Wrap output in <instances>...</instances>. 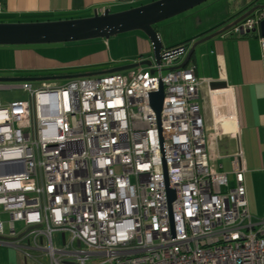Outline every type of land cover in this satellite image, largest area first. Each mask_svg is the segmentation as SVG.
Wrapping results in <instances>:
<instances>
[{
  "label": "built area",
  "instance_id": "2783aa9c",
  "mask_svg": "<svg viewBox=\"0 0 264 264\" xmlns=\"http://www.w3.org/2000/svg\"><path fill=\"white\" fill-rule=\"evenodd\" d=\"M259 25L248 19L236 35ZM189 50L62 89L0 87V244L15 247L5 227L15 237L22 224L27 250L49 264H264L244 154L231 161L234 185L209 158L212 138L240 137L235 103L207 126L196 67L177 69ZM7 91L21 98L4 103Z\"/></svg>",
  "mask_w": 264,
  "mask_h": 264
},
{
  "label": "crops",
  "instance_id": "0c3cea01",
  "mask_svg": "<svg viewBox=\"0 0 264 264\" xmlns=\"http://www.w3.org/2000/svg\"><path fill=\"white\" fill-rule=\"evenodd\" d=\"M254 2L255 0L220 2L208 14L209 21L206 22V27L200 24L194 27L182 43L188 39L196 43L223 30L225 26L233 23V21L227 23L233 16L242 15ZM129 3L128 0H0V19L31 20L24 23L83 19L81 15L89 12L93 14L107 9L112 12L113 8L123 9ZM124 11L127 10H122ZM139 42V55H141L139 59L128 56L124 60H119L118 65L115 66L116 58H110L108 63L115 66L110 70L148 61V54H152L150 44L144 38H140ZM20 58L23 62L31 63L36 59L35 54L32 53H23ZM93 60L91 64L94 65L107 63V59L102 56ZM190 66L196 67L197 75L202 81L199 104L204 118L205 112L211 118L215 115H223L227 103L231 99L235 103L241 125L240 137L218 140L212 138L209 144V158L213 171L229 175L230 184L234 185V178L230 176L231 161L239 151L244 154L249 212L254 221L262 220L264 219V55L261 38L258 34L236 35L234 29L200 46ZM44 69L47 70L49 67ZM213 83H222L226 87L212 92L210 86ZM1 87L11 89L15 86ZM219 106L223 109L218 108ZM23 237L24 234H17L15 237L10 233L6 235L4 239L15 247L0 244V264H43L40 256L27 250L28 241ZM5 248H12L9 249L8 257L4 256Z\"/></svg>",
  "mask_w": 264,
  "mask_h": 264
},
{
  "label": "water",
  "instance_id": "95a60500",
  "mask_svg": "<svg viewBox=\"0 0 264 264\" xmlns=\"http://www.w3.org/2000/svg\"><path fill=\"white\" fill-rule=\"evenodd\" d=\"M210 1L212 0H159L120 13H112L110 9L103 12H95L93 17L85 19L17 24L0 23V47L50 46L95 40L108 41L121 35L138 32L142 33L147 38L152 51L151 60L106 72L80 75L70 74L60 77L0 78V87L3 85L11 86L25 83L34 84L54 81H72L101 76H113L132 72L139 68H152L153 63L160 65L164 59L163 54L169 52L170 48L164 46L160 34L156 32L154 28L191 12ZM245 12L247 13L244 14ZM240 16L241 15L233 16L227 22L230 23L233 21V23L223 30L193 43L185 61L177 69H186L190 66L192 58L195 57L196 50L200 46L231 32L245 23L248 19L255 17L260 18L259 27L251 34H258L261 39H264V0H255L253 5L244 11L241 17ZM180 48L185 47L183 46ZM225 87V84L222 83H213L210 86L212 92L223 90ZM164 99L165 94L163 87H161L159 93L151 96V106L158 117L161 115ZM169 199L170 202L175 200L174 192L169 191Z\"/></svg>",
  "mask_w": 264,
  "mask_h": 264
},
{
  "label": "rangeland",
  "instance_id": "374dc122",
  "mask_svg": "<svg viewBox=\"0 0 264 264\" xmlns=\"http://www.w3.org/2000/svg\"><path fill=\"white\" fill-rule=\"evenodd\" d=\"M131 1V0H128ZM159 1V0H154ZM224 0H212L195 10L188 12L182 16L175 19L167 21L160 25V37L165 47H174L175 45L181 43L189 35L190 32L194 30V27L202 25L206 27V22L209 21L208 14L217 6L220 2ZM152 1L148 0L143 3L136 5H129L120 9L113 8L112 13H120L122 10H130L143 5L150 4ZM94 15L90 12L81 15L84 17L91 18ZM91 16V17H89ZM35 20V19H32ZM56 20V19H51ZM5 22V24H17L19 22H29L30 19H18V20H6L0 19V22ZM40 21V20H36ZM41 22V21H40ZM140 38L147 39L142 33H130L112 38L108 41L106 40H95L90 42H81L73 44H60V45H50V46H31V47H0V78H18L25 76H34L38 78L42 77H60L67 75H80V74H90L97 72H105L110 70V68L118 65L119 60H124L125 57L138 58L139 48H140ZM23 53L35 54V61L23 62L20 55ZM104 57L107 59V63L94 65L91 64L95 57ZM110 58H116L115 66L108 63ZM147 58L151 60L152 54H148ZM98 60V59H97ZM93 60V61H97ZM51 63V64H49ZM49 67L45 70L44 68ZM121 68V67H118ZM70 81H54L46 83H34L33 89L39 90L44 86L53 89H62L69 84ZM9 86V85H3ZM3 102H8L14 99H19V93L14 91L3 92L1 95ZM207 107L205 106V109ZM205 121L207 126H211V117L205 112ZM16 230L18 235L24 234V226L22 224L16 225ZM6 235L9 234L8 227H5ZM61 248L59 244L56 245ZM9 249L5 248L3 251L4 256L8 257ZM43 264H49L48 259H43Z\"/></svg>",
  "mask_w": 264,
  "mask_h": 264
},
{
  "label": "trees",
  "instance_id": "16d2710c",
  "mask_svg": "<svg viewBox=\"0 0 264 264\" xmlns=\"http://www.w3.org/2000/svg\"><path fill=\"white\" fill-rule=\"evenodd\" d=\"M152 1H154V0H152ZM72 20H76V19H72ZM223 26H225V25H223ZM223 26H221V27H223ZM221 27H220V28H221ZM154 29L156 30V32L160 33V31H159V29H160V25L157 26V27H155ZM252 35H253V34H252ZM193 43H194L193 40L188 39V40L184 41L183 43L181 42V43L175 45L174 47H171V48H170V51H172V50H176V49H178V48H180V47H183V46H184L185 48H191L192 45H193ZM193 59H194V57L192 58V61H193ZM192 61H191V63H192ZM25 78H38V77H34V76H25Z\"/></svg>",
  "mask_w": 264,
  "mask_h": 264
},
{
  "label": "flooded vegetation",
  "instance_id": "af4514ba",
  "mask_svg": "<svg viewBox=\"0 0 264 264\" xmlns=\"http://www.w3.org/2000/svg\"><path fill=\"white\" fill-rule=\"evenodd\" d=\"M247 12H248V11H247ZM247 12H245L244 14H246ZM244 14H243V15H244ZM241 16H242V15H241ZM241 16H240V17H241ZM240 17H238V18H240ZM234 21H235V20H234ZM231 24H232V23H231ZM228 25H230V24H228ZM228 25H227V26H228ZM227 26H225V27H227ZM18 78H21V77H18ZM23 78H24V77H23ZM18 85H19V84H18ZM11 86H13V85H11ZM14 86H16V85H14Z\"/></svg>",
  "mask_w": 264,
  "mask_h": 264
}]
</instances>
